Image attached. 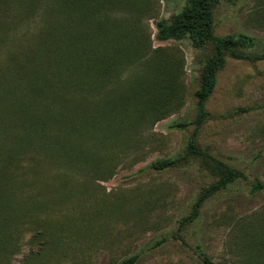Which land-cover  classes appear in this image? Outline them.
<instances>
[{
	"label": "rangeland",
	"instance_id": "374dc122",
	"mask_svg": "<svg viewBox=\"0 0 264 264\" xmlns=\"http://www.w3.org/2000/svg\"><path fill=\"white\" fill-rule=\"evenodd\" d=\"M185 2L0 0V79H14L19 63L45 75L55 48L68 52L72 37L96 48L105 31L111 50H120L105 92L122 97L113 108L99 99L105 92L77 91V103L60 104L74 109L58 122L63 150L73 142L65 134L72 115L80 126H105L97 130L108 136L104 149L78 137L90 154H104L98 169L65 154L58 163L40 152L20 156L21 167L34 164L33 155L41 160L30 181L0 189V264H117L134 254L135 264H204V257L213 264H264V59L226 57L197 127L194 93L212 45L156 38L157 20L172 18ZM214 31L251 35L250 52L263 51L264 0L216 3ZM57 66L61 77L77 73L66 63ZM66 79L62 98L70 93ZM193 136L238 178L208 193L197 217L184 223L220 180L212 160L187 154ZM170 156L184 159L163 170L151 167Z\"/></svg>",
	"mask_w": 264,
	"mask_h": 264
},
{
	"label": "trees",
	"instance_id": "16d2710c",
	"mask_svg": "<svg viewBox=\"0 0 264 264\" xmlns=\"http://www.w3.org/2000/svg\"><path fill=\"white\" fill-rule=\"evenodd\" d=\"M220 1L233 2L236 0H186L181 10L172 18H161L156 22V38L159 40L188 37L197 46L212 45L213 54L206 62L200 85L194 93L197 127L208 115L206 102L214 91L218 71L224 67L226 57L246 58L252 61L264 59V50L257 53H252L249 50L255 45V37L245 33H230L225 36L215 34L214 6ZM66 3L72 4V0H66ZM99 32L101 38L96 48L91 47V43L82 41H79L78 45L74 37L71 38V49L68 52L59 47L55 48L57 51L52 58L51 66H53L45 75L39 76V74L33 73L36 69L33 72L23 70L24 63H19L15 68L14 79H4V77L0 79V189L7 186L14 188L17 182L22 184L24 180L30 181L29 173L37 172L36 167L38 165L36 166V162L40 161L41 158L37 159L35 155H33L34 164L27 167H21L19 164L20 156L28 152L43 153L44 156L54 159V163L62 160L61 155L65 154L71 163L79 161L84 165L91 164L94 169H98L102 165L100 156L103 158L104 154L96 156L90 154V148L83 145L88 143L82 144L83 141L79 142L78 137L84 136L83 140L97 142V147L104 149L108 136L105 133L100 135L97 130L102 131L105 126L95 125L94 122L80 126L74 122L72 115V118H69L71 125L65 134L71 136L73 142L68 149L65 147L63 150L59 140L61 130L58 123L61 115L73 114L74 111L66 105V110H61V102L73 101L77 103L75 100L77 91L86 94H90L91 90L103 93L109 86L111 71L117 66V56L120 50L116 45L113 46L112 49L115 50L112 51L109 43L110 37L105 31ZM59 63H66L70 70L73 68L77 70V73L72 71V74H62L63 77H67V83L65 81L64 83L69 87L67 91L70 92H66L65 98H62L63 91H61L60 86L63 77L59 72H54L59 69L57 66ZM78 69L79 72L82 71V74H78ZM81 78L83 81H79ZM21 86L24 87V91H22ZM57 96L59 99L61 98L60 101H58ZM99 99L105 103L113 102L114 106L112 107L117 108L122 97L119 95L111 97L110 92H105L104 96L100 94ZM110 121V119L106 120V122ZM177 125L184 126L186 123H178ZM78 147L79 149H77ZM187 154L200 155L212 160L215 163L213 169L220 176V180L195 203L192 212L183 218L184 223L197 217L199 206L208 193L226 188L238 178V172L230 165L203 152L197 146L194 136L188 140ZM183 159L184 156L158 158L151 163V167L163 170L177 165ZM19 167L24 168L22 174L17 172L20 170ZM262 185L261 183L254 184L253 188L258 190ZM137 260L138 255L134 254L121 259L117 264H135ZM203 263L213 264L208 257H204Z\"/></svg>",
	"mask_w": 264,
	"mask_h": 264
}]
</instances>
